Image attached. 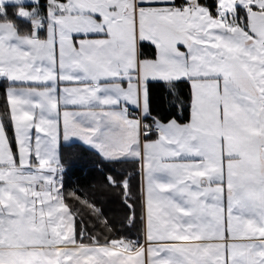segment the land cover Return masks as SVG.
<instances>
[{
	"label": "snow or ice",
	"instance_id": "6c2138e0",
	"mask_svg": "<svg viewBox=\"0 0 264 264\" xmlns=\"http://www.w3.org/2000/svg\"><path fill=\"white\" fill-rule=\"evenodd\" d=\"M31 2L46 18L55 15L53 0ZM135 6L154 12L146 23L157 30L152 40H140L136 67L125 75L119 67L123 61L110 56L115 75L99 76L85 61L67 74L122 81L102 89L124 105L123 114L110 121L119 130L115 134L127 135L130 122L137 121V143L155 181L153 199L194 241L166 249L168 255L161 256L168 264H264V22L252 15L264 12V0H135ZM0 16L6 17V10ZM16 16L31 22L24 13ZM52 23L49 66L60 56ZM15 27L13 35L0 24V68L7 57L35 70L36 60L48 57L42 49L26 47L28 56L21 61L25 42ZM40 82L0 75V107L6 114L0 115V128L10 146L18 147L21 131L13 104L27 111L23 101L31 99L20 93L13 100L18 94L12 85Z\"/></svg>",
	"mask_w": 264,
	"mask_h": 264
},
{
	"label": "crops",
	"instance_id": "0c3cea01",
	"mask_svg": "<svg viewBox=\"0 0 264 264\" xmlns=\"http://www.w3.org/2000/svg\"><path fill=\"white\" fill-rule=\"evenodd\" d=\"M252 2L247 0V3ZM26 3L32 2L0 0V12L5 4ZM60 3L62 7L54 21L60 56L54 64H48V60H53L50 36L53 23L46 18L44 25L39 18L32 21L30 33L18 34L25 42L19 50L24 55L19 59L22 61L28 56L24 51L26 47L42 49L48 59L36 60L33 70L31 64L17 66L6 57L0 68V75L13 81H41L12 85L18 94L13 100H18L20 93L31 97L23 101L29 106L27 111H21L18 104H13V119L16 125V120L20 121L18 125L26 129L27 143L38 152L27 155L23 161L15 152L0 159V264H168L161 256L162 253L168 255L166 249L185 248L194 241L171 222L153 199L155 181L142 154L143 149L137 143V121L130 122L127 135L115 134L119 130L110 121L113 114H123L124 105H116L111 99L115 94L102 89L119 87L122 81L83 80L82 72L67 74L72 72L73 65L82 67L80 61H85L97 75L112 76L117 73L113 59H121L123 62L119 67L127 75V69L136 67L140 40H152L157 35V30L146 23L154 12L137 9L135 0H68ZM137 12L141 13L139 23ZM21 13L29 17L37 14L34 8ZM252 15L257 21L264 22V12ZM0 24L16 35L13 25L1 16ZM16 43L13 42V47ZM4 47L7 49V45ZM110 56L113 59H109ZM41 67L44 68L42 74ZM82 96L87 100L86 104L80 103ZM125 123L129 122L126 120ZM37 130L40 136L36 138ZM61 143L83 144L107 160L139 161L143 224L139 248L130 249L129 241L124 239L107 244L75 242L74 215L62 202L61 168L52 153L55 148L58 155ZM44 149L49 152L44 154Z\"/></svg>",
	"mask_w": 264,
	"mask_h": 264
},
{
	"label": "trees",
	"instance_id": "16d2710c",
	"mask_svg": "<svg viewBox=\"0 0 264 264\" xmlns=\"http://www.w3.org/2000/svg\"><path fill=\"white\" fill-rule=\"evenodd\" d=\"M32 8L37 14L29 17L30 23L16 16L18 11ZM3 9L7 16L1 19L10 22L15 29L18 24L20 34L30 33L35 19L40 18L44 25L47 24L45 10L32 3L5 4ZM2 92L0 88V94ZM0 115H6L2 107ZM11 147L15 152V142ZM58 164L61 199L74 215L77 244H107L122 239L141 244L143 224L138 160H107L83 144L61 143Z\"/></svg>",
	"mask_w": 264,
	"mask_h": 264
},
{
	"label": "rangeland",
	"instance_id": "374dc122",
	"mask_svg": "<svg viewBox=\"0 0 264 264\" xmlns=\"http://www.w3.org/2000/svg\"><path fill=\"white\" fill-rule=\"evenodd\" d=\"M60 5H61V3L59 1L53 0L52 7H51V13H55V15H56V13L59 12V10L62 7ZM55 15L53 16V15L49 14V17L47 19H48V21L50 23H52V21H55L56 20L55 18H57V17ZM258 22H261V21L258 20ZM86 93H89V90H87ZM82 98L83 99H80L79 100L80 103H85L86 104L87 100H85L84 96H82ZM20 117L21 116L18 115V118H20ZM16 122H17V125H16L17 128L20 129L21 131H20V134L18 136V140H19L18 147L15 144V149H16L15 153H18L19 157L23 161V160H25V158H26L27 155L30 156L31 153H34L35 154V152L37 153L38 151H33L31 149L30 144L27 143V139H26V136L27 135L25 134V130L26 129H24L23 127H21L20 124L18 125V123H20V121L18 119L16 120ZM29 122H30V120H29ZM39 136H40V131L37 130L35 137L37 138ZM11 152H13L12 147L9 145V141H8L7 137L5 136V134H4L3 128H0V159L2 160V158L5 156V154L11 153ZM48 152H49V150H47V149H44L43 150V153L44 154H46ZM53 152L55 154L54 155L55 162H58V155L56 153L55 148H54V151H52V153ZM48 156L51 157V154L48 155Z\"/></svg>",
	"mask_w": 264,
	"mask_h": 264
},
{
	"label": "built area",
	"instance_id": "2783aa9c",
	"mask_svg": "<svg viewBox=\"0 0 264 264\" xmlns=\"http://www.w3.org/2000/svg\"><path fill=\"white\" fill-rule=\"evenodd\" d=\"M141 245H138L137 244V242H135V241H129L128 242V247L130 248V249H136V248H139Z\"/></svg>",
	"mask_w": 264,
	"mask_h": 264
}]
</instances>
